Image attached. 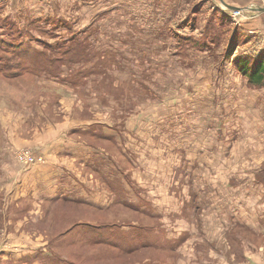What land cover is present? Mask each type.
I'll return each mask as SVG.
<instances>
[{
    "label": "rangeland",
    "instance_id": "rangeland-1",
    "mask_svg": "<svg viewBox=\"0 0 264 264\" xmlns=\"http://www.w3.org/2000/svg\"><path fill=\"white\" fill-rule=\"evenodd\" d=\"M94 1L97 5L84 0H6L7 3L3 4H7V9L3 11L12 15L16 10L24 13L18 12L22 19L19 20L20 28L26 25L35 31L25 33L23 38L30 42L32 49L41 52L47 50L43 45L45 30L50 29L53 19L40 22L43 18L40 16L52 18L56 12L62 18L57 22L68 18L66 20L72 28L82 30L81 37H85L90 42L92 52L97 53L94 56L98 59L95 61L96 57L93 58L91 64L102 60L101 66L120 79L125 76L128 78L131 74L138 76L131 89L117 84L119 88L131 90V97L122 100L120 94L114 93L113 97V93H108L106 88L105 91L101 89L102 93L107 94L106 103L96 107L95 100L86 101L91 107L86 112L85 103L76 96L60 104V99L57 101L53 92H44L39 96L49 100L46 106L49 107L46 109L48 120H37L36 126L23 125L16 117L35 113H40L41 117L46 115L43 110L34 111L35 107L25 104L27 99L23 94L18 96L20 90H14L12 83L0 78V125L9 119L5 115V111L9 110V116L13 114L12 123L18 126L14 135L23 140L38 130L39 123L51 129L52 124L49 123L62 122L71 117L81 120L96 118L103 122L101 124H107L106 127L111 125L113 129L120 126L126 130L125 148L132 151L127 150L130 156H134L133 167L129 168L133 187L157 214L153 220L158 225L157 232L166 236L171 247L169 250L166 248L167 253L143 250L125 258L98 246H76L71 242L60 246L58 241H66L69 229L77 222L113 224L118 218L120 221H146L122 208L104 211L91 207L95 212H101L98 214L63 203L51 206L36 203H28L27 206L25 203L16 212H11L9 198L23 197L18 191L19 178L24 170L33 165L26 167L18 164V151L27 148L17 150L13 140L6 138V135L0 140V252L9 251L7 248L15 246L23 248L35 241L47 249L50 247L53 252L74 258L80 264H135L148 257L162 264H264V182L258 178L264 168V86L259 89L261 93H254L256 89L244 87L242 78L235 75L237 69L233 63L236 57L244 55L254 60H264V14L250 12L247 18L239 17L238 24L232 12L221 1H215L218 10L228 12L229 16V25L224 28V47L236 27L240 28V36L234 42L236 48L231 59L213 60L211 55H207V50L196 47L181 52L171 34L172 37L168 34L166 37L160 36L159 42L152 41L151 35L134 39V34L130 37L125 33L126 28L116 32L118 35H113L114 25L106 15L109 10H104L98 4L104 0ZM113 1L110 0L111 3ZM205 4L198 6L199 10L195 14L200 27L195 30L187 27L183 32L199 34L214 12L212 7L207 8ZM192 10L190 7L179 8L175 20H184ZM219 14L222 15V12ZM27 18L32 20L24 24L23 20ZM11 21L15 22L12 17ZM108 26L113 30L111 35L105 34ZM135 26H131L132 29ZM156 27L161 29L165 26ZM162 31L168 33L167 29ZM61 32L63 36L67 33L64 29ZM46 41L52 43L54 40L52 37ZM158 46L159 57L152 56ZM105 50L117 53L118 66L111 65L108 60L110 56H104ZM216 61L224 64L225 68L215 71L214 66L220 68L214 64ZM68 64H61L60 68ZM144 70H151L147 78L143 77ZM124 83L127 81H120V84ZM33 84L34 81L29 80L26 83L27 86ZM114 84L113 80H108L106 85L113 88ZM73 100V108H70L67 104ZM132 100L135 102L132 103L131 111H124L123 104L130 106ZM6 101L15 104L8 107ZM19 103L23 105L20 107ZM27 107L28 110H25ZM125 124L129 129L124 127ZM115 136L119 138L120 135ZM109 143L112 142L105 141L101 145L106 146L104 153L110 155V148L107 147ZM175 146L178 148L176 153L173 150ZM168 149L172 155L170 157ZM97 150L96 147L92 149L93 152ZM173 174L175 178L170 182ZM112 176L115 175L110 174ZM182 184L189 191L187 195ZM114 186L105 185L113 195L111 208L117 195L111 192ZM61 213L65 219L59 217ZM159 225L163 227L160 231ZM93 229L90 227V231Z\"/></svg>",
    "mask_w": 264,
    "mask_h": 264
},
{
    "label": "trees",
    "instance_id": "trees-1",
    "mask_svg": "<svg viewBox=\"0 0 264 264\" xmlns=\"http://www.w3.org/2000/svg\"><path fill=\"white\" fill-rule=\"evenodd\" d=\"M3 10L4 9H1L0 11V78L6 82L12 83L14 85V90H20L18 96L20 93L23 94L25 99H27L25 104L28 102V105L31 107L36 105L40 97L39 95L44 92L49 93L50 91H43L41 88L37 87L35 83L36 77L41 75L58 76V73H61V64L70 63L68 66L73 68L74 65L71 64L72 62L84 60L87 64L94 57V55L97 54L92 52L90 42L87 41L85 37H81V33L83 31L75 29L74 27L72 28L69 21L65 18L64 20L57 22V20H61L62 18L57 17L55 12L53 13V17L55 18L38 19L40 22H50V20L53 19L51 28L45 30L47 32H45L46 37H44L45 40L43 41V45H45L47 50L41 52L39 50L32 49L30 42L24 40L23 37L25 33L33 32L35 30L31 29L29 26L26 27V25L23 27L27 29H21L19 23L14 20L13 15L9 13L5 16V12ZM198 10L199 8H193L190 15L186 16V18L180 21L179 24H176L175 26L177 29L173 30V33H171L175 37L176 45L179 50L184 53L186 50L188 51L189 49L196 47L202 50H207V54L211 55L213 60H221L223 58L224 60L231 59L233 57L232 55L234 49L236 48V44L234 42L240 36V28H235V31H233V34H231L229 40H227V46L225 48L223 45L224 37L226 35L224 28L229 25L227 21V19H229V16L227 15L228 12L226 13L222 10H218V7H214L213 14L209 16L207 23L199 30L198 35L197 33L190 34L183 32V30H186L187 27L194 30L200 27L197 23V17L195 16ZM221 12L222 15L219 14ZM11 17L17 24L11 21ZM61 26H64L65 28H62ZM61 29H64L67 32L65 36H63ZM52 37L54 41L52 43H48L46 40ZM104 55L110 56V59L108 60H110L109 62H111L112 66H118L120 64L115 54L104 53ZM101 61L102 60L98 61L92 71H76L75 73H71L67 77L60 79L78 87L80 86L79 80H81L83 76L86 77L92 72H101V68H104V66H101ZM233 63L237 69V75L246 81V86L248 88L256 90L263 88L264 60H254L253 58L244 55L236 57L233 60ZM214 64L218 65L220 68L224 66V64L219 63V61H216ZM130 78L132 79L131 82L124 83L125 85L120 84V81L123 80L118 78H114V80L112 79L116 84L113 85V88L111 85H109L110 87H106L107 92L110 94L113 93L111 94L113 97L115 96L114 93L120 94L122 100L125 98L129 99L131 97V90L119 88V85L127 86L131 89L133 81H135L138 76L131 74ZM28 80L34 81V84L27 86L26 83ZM143 80L145 79H142V81ZM22 85H24L23 88ZM81 87H79V90L76 91L79 92V100L83 101L84 104V96L88 94L85 93L84 88ZM116 97L118 99V96ZM102 102L106 103L105 101ZM134 102L135 101L132 100L130 106L127 107L123 104V110L131 111L132 103ZM6 103L7 105H14L16 102L11 103L6 101ZM22 105L23 104L21 103L18 104L20 107ZM9 106L10 105H8V107ZM84 107V110L88 112V108H86L85 104ZM91 125L92 127H90L87 131H83V137L86 139L89 138L88 141L90 144H94L101 139L110 140L112 142L110 155L112 157L115 156L119 158L118 161L112 160L113 163L115 162L114 165L118 167L112 169V172H110V174L115 176H112L111 178L109 174L102 178L104 186L106 184L115 185L114 188L112 187L113 191L111 192H113L114 195L116 192L117 195H115V204L110 209L119 210V208H122L127 212L135 214L137 217L145 219L146 223H142L140 220L134 219L129 221H120L119 218L113 224L106 222H77L76 225L69 229V237L66 241H58V243L60 246H65L69 242L76 246H98L102 247V250L109 251L111 253L114 252L120 257L133 256L143 250H150L157 253L163 251L167 253L168 251H166V248L169 250V246L171 247V244L170 241H166V236L157 232L156 228L158 225L156 222H153L157 214L152 211L149 204L141 198L138 191L133 187L134 181L131 180L132 174L130 173L129 168L130 166H133L132 161L134 156L132 157L128 153L120 150L121 147L117 144L115 138L104 135L103 128L105 124L97 125V123H92ZM119 128L120 126L114 127V129ZM118 171L121 173V176L116 175ZM258 178L264 182V168L258 174ZM126 196H128L127 199H124ZM61 203L80 206L82 210L85 209V211H93V213L101 214V212H95L91 209V206L81 201H69L67 203L66 200H63ZM59 217L61 219H65V216L62 213ZM90 227H94V229L90 231ZM161 228H163L162 225H159L158 230L160 231ZM64 234L65 233L60 235L62 236ZM61 249L64 250L63 247H61ZM46 251L47 253H41L42 251L36 252L32 258L30 256H26L16 262L10 261L8 263L5 262V264H23L24 262L31 264L33 261H38V264H80L72 257H67L60 253L58 254L56 251L53 252V249L50 247ZM143 263L162 264L163 262L156 261L153 257H148L145 260L137 261L135 264Z\"/></svg>",
    "mask_w": 264,
    "mask_h": 264
},
{
    "label": "crops",
    "instance_id": "crops-1",
    "mask_svg": "<svg viewBox=\"0 0 264 264\" xmlns=\"http://www.w3.org/2000/svg\"><path fill=\"white\" fill-rule=\"evenodd\" d=\"M84 1H90L93 2V4L97 5V3H95L96 1L94 0ZM215 1L217 0H114L111 3L110 0H107V2L104 0L103 3L98 4H100L104 10H109L106 15L108 18H110V22L114 25L115 33H113V35H118L119 33L117 34L116 32H120L123 28H126L127 30L125 33H127L130 37L134 34V39L142 38V36L144 35H151L152 41L159 42L158 39H160V36L166 37L167 34L169 36L171 33H173V30L177 29L174 25L179 24L180 21H176L174 16L175 14H177L179 8L190 7V9L192 10L193 8H197L201 4L206 3L205 6L207 8L212 7L214 9V7H218ZM226 1H229V3L238 7H246L253 4V2L259 3L258 0ZM3 3H7L6 0L0 1V11L1 9H7V4ZM192 3L194 4L192 5ZM1 4L3 5L1 6ZM107 4L112 5L109 6ZM113 9L118 10L112 12ZM18 12L20 11L16 10L13 14V17L14 20L19 23V20H22L20 18V14L24 13L20 12L19 14ZM6 15L7 13L5 12V16ZM56 15L57 17H60L58 13H56ZM40 17L47 18V15ZM30 20L32 19L27 18L23 20L24 24H26V22H29ZM134 25H136L135 29H132L131 26ZM156 26L165 27L160 29ZM170 26H173L171 27V30ZM162 29H167L168 33L162 31ZM248 31L249 33H251L250 30ZM112 32L113 30L110 29L109 26L105 29V34L111 35ZM125 41H127V39H125ZM158 49L159 46L155 51L153 50L152 56L157 55L159 57L160 53L157 52ZM104 53H113L116 57H118L117 53L113 51L105 50ZM93 58H95V61L98 59L97 56H94ZM208 59L210 61L209 57ZM91 60L87 64L84 60H79L76 64H74L73 68L70 66H65L61 68V73H58V76L51 74V76H38L35 79V83L37 87L41 89L52 91L54 96L57 97H55L56 100L58 101V99H60V104L62 101L66 102V100H71L73 96L80 98L79 92L76 90H79V87L82 86L81 88H84L85 93L88 94L84 96L85 99H83L85 106L86 108L91 110V107L86 103V101L88 102L89 100H95L97 103L96 107L100 106L103 103L102 101H105L107 95L106 93H102L101 89L105 91L104 89L107 87L106 84L108 83V80L120 78L118 76L111 75L110 72H108L105 68H101V72H92L89 73L86 77L83 76L82 79L79 80L80 86L78 87L65 80L62 81L60 79L65 78L69 74L75 73L76 71L94 70L96 63L91 64ZM224 68L225 65L219 69L217 66H214L215 71H219ZM150 71L151 70H144V78H147L149 76L148 74L150 73ZM235 75L238 76L237 74ZM120 80L131 82L132 79L130 78V76L128 78L125 76ZM135 81H133V83ZM241 81L244 83V87H247L246 81L242 79ZM97 83L98 85L95 86ZM215 83L216 82L214 81V84ZM233 83L239 84L236 81H233ZM218 86L223 87V85ZM63 91H65L64 94H62ZM261 91L262 90H256L254 91V93H261ZM48 103V99L45 100L44 97H39L36 105L33 106L35 107L34 111L43 110V113L46 116L41 117L40 113H35L32 116H30L29 114H24L20 117H16L17 121H19V123L23 125L36 126L37 120H48V115L46 114V109L49 108L46 107ZM72 103H74V100L71 102V104H65L69 105L71 108ZM27 104L29 103L27 102ZM8 105L12 106L11 104ZM25 110H28V107ZM9 113V110L5 111V115H7L9 119H6L7 122L5 124L0 125V128L2 129V132L0 131V140L2 138H5V136L7 135L8 137L6 138H8L9 140H13V142L15 143V148L17 150L25 148L31 149L33 152L43 157L42 162L34 164L33 166L24 170L20 175L18 191L21 192L20 194L23 197H19L18 199L15 197L9 198V206H11V212H16V209H20L25 203L27 206L29 205L28 203L51 206L60 204L63 200H66L67 203L69 201H81L91 207L104 209V211H107L111 208L113 195L112 193L107 191V189L103 185L102 178L112 172L113 166L114 168H118L114 165L115 162H112V160L118 161V159L115 156L112 157L108 153H104L106 151V146L101 145V143H105V141L109 140L101 139L94 144H90L88 141L89 138L86 139L83 137V131H87L90 127H92V123H97L98 125L103 122L97 120L96 118L81 120L78 119L79 117H71L69 120L66 119L62 122L49 123L52 124L51 129H46L44 124L39 123L37 126L38 130L33 132L34 134H32V136L23 140L20 139L17 135H14L15 128L17 129L18 126H15V124L12 123L11 117L13 116V114L11 113V116H9ZM40 124H42L43 127H41ZM106 125L107 124H105L103 128L104 135L108 137L109 135H112L113 137H115L117 144L121 147L120 150L127 153L128 149L126 150L125 148L126 138L124 137L126 134V130L124 131L121 127L119 129H112L111 125H109L108 127H106ZM124 127L126 129H129V126L126 124ZM105 129H107V131H105ZM116 134L120 135L119 138L115 136ZM111 146V143H109L107 147L110 148ZM94 147L98 149L96 152L92 151ZM173 150L176 153L178 151L177 146H175ZM128 151L132 152L131 150ZM167 153L169 157L172 156L169 149ZM175 159L177 160L176 156ZM174 164L176 165L175 160ZM174 169L176 171V167H174ZM116 175L121 176V173L118 171ZM173 178H175L174 174L171 175L170 182L173 181ZM183 185L184 184H182V187ZM138 190H140V187H138ZM183 190L185 192V195L189 193L187 187H183ZM174 194H176V192ZM22 200L25 202H21ZM15 202L18 203L14 206ZM174 235H176V232L174 233ZM39 245L40 244L38 242L34 241V244H29L23 248L20 246L7 248L9 249V251H2V253L0 252V263H8L10 261L16 262L18 260H21L22 257L26 256H30L32 258L34 253L39 251H42L41 253H47L46 246L42 244L40 246ZM33 262L31 264H38V261ZM23 264H27V262H24Z\"/></svg>",
    "mask_w": 264,
    "mask_h": 264
},
{
    "label": "built area",
    "instance_id": "built-area-1",
    "mask_svg": "<svg viewBox=\"0 0 264 264\" xmlns=\"http://www.w3.org/2000/svg\"><path fill=\"white\" fill-rule=\"evenodd\" d=\"M258 1H259V3H255L252 6H255L257 4L264 6V0H258ZM231 12H232V16L236 20V23H238V24H239V20H238L239 17L243 16L244 18H247V16H248L247 14L250 13V12L243 11V10H232ZM16 160H17L18 164H22V165H25L26 167H29L31 165L38 163V162H42L43 157L36 154L32 150L25 149V150L18 151L17 156H16Z\"/></svg>",
    "mask_w": 264,
    "mask_h": 264
},
{
    "label": "water",
    "instance_id": "water-1",
    "mask_svg": "<svg viewBox=\"0 0 264 264\" xmlns=\"http://www.w3.org/2000/svg\"><path fill=\"white\" fill-rule=\"evenodd\" d=\"M221 3L227 8L228 10H244L248 12L256 13L257 15L264 14V6L261 5H255V6H246V7H238L231 4H227L224 0H220Z\"/></svg>",
    "mask_w": 264,
    "mask_h": 264
}]
</instances>
